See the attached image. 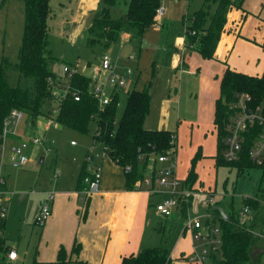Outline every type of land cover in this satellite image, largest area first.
Returning a JSON list of instances; mask_svg holds the SVG:
<instances>
[{"label": "crops", "instance_id": "crops-1", "mask_svg": "<svg viewBox=\"0 0 264 264\" xmlns=\"http://www.w3.org/2000/svg\"><path fill=\"white\" fill-rule=\"evenodd\" d=\"M115 1L124 15L128 0ZM231 1L235 5L227 13L226 24L211 59H205L193 48L185 46V32L190 25V22L187 23V12L191 0H164L162 16L145 30L140 45L136 42L134 48L126 45L133 41L124 34L117 43L122 45L125 52L133 49L131 52L136 53L131 55L134 60H128L135 64L137 78H133L131 68H126L131 69V76L127 79L124 90H147L150 103L144 122L146 125L148 123L146 128L168 130L175 135V175L181 182L187 177L191 162L195 159V178L191 185L193 193L188 202L179 205L169 217H161L155 211V204L167 195H151L145 190L127 189L122 168L104 154L102 146L98 148L97 143L92 141L91 147L90 144L85 147L80 165L65 166V162H62V176L58 177L57 161L53 159V179L41 188L33 187V194L36 195L33 221L45 193H54L51 215L40 228L36 264H58L60 248L65 253L61 264H120L122 256L153 247L166 248L172 264H199L189 259L195 245L192 231L184 228L182 219L187 218L194 194L209 196L215 192V180L212 177L218 167L214 161L217 138L213 121L215 103L220 96V81L227 68L247 75L260 72L256 76L261 75L264 69V0ZM100 2L101 0H50L48 26L52 34L51 44L53 39L73 48L74 44L83 40L84 32L97 13ZM52 5L54 8H51ZM202 5L201 0L192 13ZM111 9L114 10L115 6ZM21 15L23 17V10ZM114 16L119 18L120 14L115 13ZM50 49L55 58L53 49ZM57 52L61 53L60 48ZM103 53L106 54L105 49L96 63L86 61L78 71L89 75L90 67L99 64ZM70 65L76 70L73 63ZM63 66L68 64L64 63ZM57 80L65 79L63 76L55 79ZM23 121L25 124L18 131L19 138L30 137L29 132L38 130V134L34 135L44 141V146H33L32 152H27L30 156L28 165L33 164L35 159L39 160L40 150L48 154L51 149L56 148L46 139L49 127L44 130L41 122L36 125V121L32 123L26 117ZM86 156L91 158L89 163H85ZM97 164L101 167L99 190L88 197L81 209L78 192L84 185L77 187L80 170L84 165L86 172L88 166ZM55 171L57 176L54 177ZM146 174L152 175L149 170ZM220 205L215 202L208 210L211 211L212 206H219L225 215L231 213L232 210L227 211ZM210 211L209 218L205 219L206 223L215 225ZM251 212L253 210L250 211V226L255 233L260 234V229L255 226L256 216ZM75 243L79 245V251L72 252ZM213 255L209 253V263L217 264ZM19 259L17 253L15 260L1 259L0 262L10 264Z\"/></svg>", "mask_w": 264, "mask_h": 264}, {"label": "trees", "instance_id": "trees-1", "mask_svg": "<svg viewBox=\"0 0 264 264\" xmlns=\"http://www.w3.org/2000/svg\"><path fill=\"white\" fill-rule=\"evenodd\" d=\"M49 1L22 0L23 29L17 61L12 64L7 59L0 60V132L3 119L11 110L23 112L33 123L44 115L42 111L44 105L54 99L52 92L56 77L49 70L48 65V60L53 59L48 26ZM114 4L115 0H101L97 13L83 35L86 47L101 45L103 48H108L112 44L119 43L122 34L140 45L145 30L155 23L160 0H128L126 13L124 17L119 18H114L110 14V7ZM234 5L231 0H203L202 7L193 13L190 25L186 29L185 46L193 48L205 59L213 58L226 24L227 13ZM212 6L214 10L211 11ZM67 64L73 67L71 63ZM10 70L18 72L14 84H10L7 79ZM64 79L63 81L69 84L70 92L60 100L55 121L67 129L82 134L87 133L89 125L94 123L92 141L100 143L105 155L120 167L131 166L130 172L124 173L127 189L133 190L134 182L144 177L151 155L175 153V144L171 143L172 137L175 139L174 133L168 130L147 129L144 126L150 103L146 89L137 91L131 88L125 93L122 114L115 127L118 95L123 90L112 93L105 109L97 110L89 90L91 78L88 75L83 71L75 70L69 77L64 72ZM73 92L79 96L78 101L73 99L71 95ZM238 93L249 94L253 104L264 102V69L259 76L243 74L229 68L223 73L213 121L217 138L215 166L235 169L241 175L250 169H259L261 173L258 191H261L264 184V160L260 166H257L249 157L253 134L248 133L244 137L245 142L242 144L237 161L227 162L223 158L226 126L234 113L232 105ZM139 155L142 156L141 161ZM194 165L195 159L192 160L188 175L183 181L190 190L195 178ZM85 175L83 165L77 187L84 185ZM242 205L255 210L259 201L256 197L244 198ZM210 213L220 232V258L217 264H258L254 248H262L261 252L264 251V234H255L252 228L239 226L237 211L233 209L225 216L217 211ZM74 251H79L77 243L73 245L72 252ZM58 258L60 261L58 264H61L65 258L62 248L58 251ZM120 264H172V260L166 248L153 247L142 249L136 254L122 256Z\"/></svg>", "mask_w": 264, "mask_h": 264}, {"label": "rangeland", "instance_id": "rangeland-1", "mask_svg": "<svg viewBox=\"0 0 264 264\" xmlns=\"http://www.w3.org/2000/svg\"><path fill=\"white\" fill-rule=\"evenodd\" d=\"M163 1L164 0L160 1L162 9L160 17L163 14ZM182 1L184 2V0ZM200 2L201 0H191L187 12V23L191 21V16L193 14L192 11L194 9H197L195 7H197ZM114 6V10H112L110 7V13L112 14V17H115V13H119L120 17H124L125 14H121V9L117 8V4H114ZM51 8H54V6L52 5ZM22 10V0H0V60L4 58L12 64L17 61V52L21 43L23 29V17L21 15ZM49 34L50 48L53 49V55H55V58L49 59L48 65L49 70L54 73L56 79H60L64 76V63H73L74 67H76V70H80L82 65L86 64V61L96 63L101 52L104 49L110 60L115 64L117 71H124L126 68H131L133 70V78L137 77L135 64L128 60L129 56L136 54L131 52L133 49L129 52H125V49H122L123 47L120 44H112L108 48H103L101 45H96L93 48H88L84 44L83 40H81L77 44H74V47L72 48L67 44L61 45V43H57L53 39V43L51 44L52 34L50 32ZM122 35H120L119 41L121 40ZM126 45L136 47V44L134 42H127ZM59 48L61 50V53L57 52V49ZM259 73L257 72V74L253 75H258ZM17 75L18 72L16 70L9 71L7 79L10 84L15 83ZM107 83V87L104 90L105 96H108L111 90L109 86L111 82L108 80ZM125 93L126 91L123 90L122 93L118 95V103L115 110V123L118 121L122 114L125 103ZM42 111L44 115L39 118V121L36 120L35 124L37 125L39 122H41V127L44 126L43 129L45 130V128H48L46 127V120L48 119L47 117L55 119L58 113V107L53 102H51L49 104H45ZM24 118L20 120L21 122L19 121L20 123L18 122L19 125L17 123L15 127L10 128L11 131H16L17 136H19L20 134L18 132L19 129L21 128V126H23V124H25L23 121ZM144 126L147 127L148 123L147 125L145 123ZM94 129L95 125L94 123H91L89 125L88 132L82 134L74 130L67 129L57 123L56 127H49L46 130L47 141H49L52 147L56 149H51V152L48 154H45L43 150H40V153L38 154L40 156L39 160L35 159L33 161V164H26L18 168L8 167L5 169L7 187L14 193L11 194L9 202L6 205L7 220L4 229V236L6 238L8 246L16 248L20 258L17 262L10 264H36V259L38 257V237L40 228L42 227L33 225V223H35V218L33 221V205L36 200V195L33 194V187L35 189L41 188L46 184L47 181L53 179V171L51 168L54 161L53 159L57 161L56 168L59 170L58 177L62 176V171L60 168L62 162H65V166H68L69 164L80 165L85 147L88 144H90V147L92 145L91 142ZM30 130L31 128L28 131ZM29 134L31 135L30 137H33L38 134V130L31 133L29 132ZM72 140L76 143V145H71L70 141ZM100 146H102L100 143L96 144V147L100 148ZM32 150L33 145H29V147L27 148V152L31 153ZM42 157H44L43 161ZM122 170L125 173L124 167L122 168ZM148 170L149 169L147 168L146 173L148 172ZM260 173L261 172L259 169H250L247 173L241 175L238 174L235 169L218 167L216 170V174L212 177V180H215V192L209 195L212 198V202L207 206H202L200 202L206 201L208 195L194 194L191 202L192 206L188 211L187 218L184 217L182 219L183 225L188 219H198L202 223L205 222V219L209 214L208 208L215 202H219V204H221L227 211L233 209L234 211H237L238 214L242 208L241 205L243 204L244 198L256 197L259 201V205L257 209L251 212V214L256 216L255 226L260 229L261 234H264V184L262 186L263 189L261 191H258ZM135 182L133 185H135ZM36 216L37 214L35 215V217ZM211 219L212 218H210V221ZM214 223L216 225V221ZM184 228H186L185 225ZM199 243L200 242L198 240L194 239L193 244L195 246H197ZM207 249H209V247H207ZM257 250L258 252H256ZM261 250L262 248H254V255H257L258 257V264H264V251L261 252ZM209 253L214 254L215 259L218 260L220 256L219 248L214 251L209 250L208 254ZM209 260L210 258L206 257L205 264H210ZM0 264L7 263L0 262Z\"/></svg>", "mask_w": 264, "mask_h": 264}, {"label": "built area", "instance_id": "built-area-1", "mask_svg": "<svg viewBox=\"0 0 264 264\" xmlns=\"http://www.w3.org/2000/svg\"><path fill=\"white\" fill-rule=\"evenodd\" d=\"M161 12L160 3L156 11L155 22L158 21L157 18L160 17ZM191 33L194 34V32ZM128 59L131 61L134 60V57L130 56ZM63 71L69 77L70 74L75 72V69L64 66ZM89 72L90 74L88 76L91 78L89 90L97 110L105 109V106L111 100L112 93L117 90H124L127 79L131 76V69H126L124 72L117 71L115 64L105 53L101 55L99 64L91 66ZM108 80L111 82L109 85L111 90L109 95L105 96L104 90L107 87ZM69 92L70 87L68 83H65V81H55V88H53L52 92L54 99L52 102L57 105L58 109L60 100ZM71 95L75 101L79 100V96L76 93L73 92ZM232 106L234 113L226 126L227 135L224 139L225 150L223 152V158L227 162L237 161L242 144L245 142L244 137L246 134L251 133L253 137L249 157L252 162L260 166L264 160V102L253 104L249 94L238 93L235 96V103ZM22 118H24L23 112L15 109L11 110L3 119L0 132V260H15L17 258L16 249L8 246L4 236V227L7 219L6 205L9 202L11 194H13L7 187L5 169L8 167L18 168L29 163L30 156L27 153L29 145L44 146V141L39 136L19 138L16 135V131L10 130ZM46 122V127H55L57 124L55 119L51 117H48ZM114 125L116 127L115 122ZM172 140L171 143L173 144L175 139L172 137ZM74 143V141L71 142V144ZM139 158L141 160L142 156L140 155ZM148 160H150L148 169L152 175L147 174L142 179L136 181L134 189L145 190L151 195L166 194V198L156 203L155 211L161 217H169L179 205L181 206L188 202L193 190L185 186L175 175V153L151 155ZM90 161V156H86L85 163H89ZM130 170V165L124 167L125 173L130 172ZM85 173L86 175L83 178L85 187L78 192L81 209L86 199L99 190L101 167L98 164L88 166ZM55 176H57V171L54 172ZM53 198L54 193L52 191L45 193V197L35 217L34 224L37 227H42L50 216ZM211 202L212 198L208 196L207 200L202 202V205L207 206ZM250 211L248 206H242L238 213L239 226H245L247 229L248 227L251 228L249 225ZM208 218L209 215H207L206 219ZM185 227L192 231L193 240L196 239L200 242L197 246H194L193 254L189 259L191 262L202 264L206 260V257L209 256L208 251L216 250L221 244L219 228L217 225L206 223V220L202 223L198 219L186 220ZM255 234L259 233L256 232Z\"/></svg>", "mask_w": 264, "mask_h": 264}, {"label": "water", "instance_id": "water-1", "mask_svg": "<svg viewBox=\"0 0 264 264\" xmlns=\"http://www.w3.org/2000/svg\"><path fill=\"white\" fill-rule=\"evenodd\" d=\"M211 211H217L220 215L225 216L223 210L219 206H212Z\"/></svg>", "mask_w": 264, "mask_h": 264}]
</instances>
